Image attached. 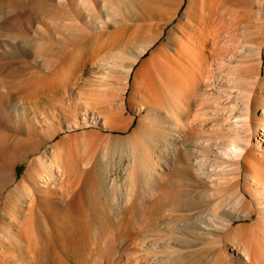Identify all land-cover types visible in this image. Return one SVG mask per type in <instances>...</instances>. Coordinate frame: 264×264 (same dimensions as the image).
<instances>
[{
  "label": "bare ground",
  "instance_id": "6f19581e",
  "mask_svg": "<svg viewBox=\"0 0 264 264\" xmlns=\"http://www.w3.org/2000/svg\"><path fill=\"white\" fill-rule=\"evenodd\" d=\"M223 1L194 0L187 6L179 23L170 30L174 38L172 36L161 43L153 52L154 56L144 60L137 69L135 77L142 78L140 84L132 86L136 64L162 38L163 31L151 35L150 42L97 66L98 70L89 78L94 85L92 93L100 97L105 95L110 106L93 112L91 116L86 114L83 124L92 123L112 133L91 130L83 136L82 132L57 139L60 133L72 131L80 124L73 122L58 127L47 115L43 106L54 97L53 89L48 85L8 103L18 130L26 137L11 142L6 133L0 132V174L8 167L10 182H15L17 167L27 163V168L5 197L0 219V264H20L21 251L14 250L17 247L13 249L17 245L13 242V234L19 236L17 246L24 247L31 259L39 263L47 260L48 245H53L51 255L60 264H68V251L81 253L82 245L75 239L82 240L89 229L86 226L78 228L81 214L76 213L80 210L76 207H82V202L72 197L79 193L84 179L96 170L100 171L103 189L108 194L122 189L113 197L112 213L109 214L117 217L119 222L122 218L120 223L126 221L124 217H128L126 214L131 211L129 207L134 199H140L139 182H145L143 185L148 189L150 186V193L147 191L150 204H139V208L136 201L140 210L135 220L132 216L126 225L122 223L125 226L122 227L125 230L123 241L132 239L137 232L146 233L154 224L161 225L157 218L159 211L170 215L162 225L178 234L171 238L177 241L173 240L176 245L169 242L163 254L157 251L151 255L146 252L145 240H136L134 243L139 251H135L134 256L127 253L134 258L123 264H264V104L257 108L258 99H264V76L256 72L248 79L239 74L234 79L236 85L248 84L244 91L241 89L245 103L240 111L230 97L226 98L229 101L219 100V95L226 93L227 88L218 86L212 79L214 73L210 71V62L218 56L223 33L234 25L230 19L234 16V0H225L224 4ZM245 1L258 2L259 10L263 11L259 31L263 39L258 38L259 42L254 46L252 43L248 51L261 59L264 52V0ZM129 37H136V33L132 32ZM2 94L10 96L4 90ZM127 101L136 115L125 116ZM196 109L200 110L197 117ZM155 119H159V126ZM198 127L202 132L205 129L210 138L218 140L217 147L208 142V137H191ZM156 130L159 133L154 132ZM154 133L159 134L158 143ZM101 139H106L103 146L100 145ZM41 140L46 145L37 153L31 152L34 144ZM155 144L159 150L157 155V149H153ZM191 148L195 150L189 169L195 187L190 191L177 190L173 195L168 187L182 181L178 178L180 153L184 149L190 153ZM148 176L155 178L154 181L149 177L154 181L152 185ZM145 190L143 194L147 197ZM46 205L60 209L49 216L43 214ZM64 207L68 212H61ZM150 220H153L152 224H149ZM29 222L47 229L38 244H34ZM100 232L99 228L94 229L92 235L97 242ZM56 240L61 242L60 248L55 246ZM104 244L108 246L103 245L105 251L102 252L110 255L109 260L114 259L118 253L113 247L114 239L109 236Z\"/></svg>",
  "mask_w": 264,
  "mask_h": 264
},
{
  "label": "rangeland",
  "instance_id": "374dc122",
  "mask_svg": "<svg viewBox=\"0 0 264 264\" xmlns=\"http://www.w3.org/2000/svg\"><path fill=\"white\" fill-rule=\"evenodd\" d=\"M193 2L194 0H0V132L6 133L11 142H17L20 137L25 138L26 136L21 134L18 130L8 103L15 102L18 96L26 97L30 95L34 89L40 88L43 85H48L53 89L52 95H54V97H52L50 101H46L43 106L47 115L53 119L58 127L66 126L73 122H79L80 124L78 128L72 131L60 133L57 139L82 132L81 136H83L91 130H100L104 134L112 133L111 130H105L92 123L88 126L83 124L86 114L91 116L93 112H99L103 107L110 106L108 98L105 95L100 97L92 93L94 85L89 78L98 70L97 66L99 64L106 63L118 54L123 52L127 53L131 49L138 48L142 44L150 42L153 35L159 31H163L162 38L157 41L156 44L152 45L141 57L139 63L136 64V69L132 77V86L138 83L140 84L142 78L135 77L137 69L144 63V60L147 61L149 57L151 58L154 56L155 53L153 54V52L156 51L161 43L164 41L166 42L168 39L170 40L172 36V38H174V34H171V31L179 23L184 12ZM224 2L225 0L223 4ZM234 5V16L230 17V19H232L231 23L234 25H230L231 28H227L228 32L223 33L221 43L218 45V56L211 59L210 71L214 73L211 77L217 82V85H222L224 88H227L226 93L219 95V100L233 101L232 103L236 104L237 110L240 111L245 103V99L242 97L243 91L248 87V84L238 83L236 85L235 80L238 74L246 79L255 75L256 72L264 76V52L261 59L254 53L248 52L249 46H251L252 43L254 46L255 43L259 42V40H257L258 38L263 39V35L261 34L260 36L259 33L263 11L259 10L261 7H259L260 5L255 1L242 0L239 2V0H234ZM229 30H231L230 32L232 33H230ZM45 31L46 34H44ZM132 32L136 33V37H129ZM232 34L234 37H231ZM219 56L223 58L219 59ZM221 61L223 63H221ZM216 78H218L217 81ZM228 80L230 81L227 82ZM240 85L242 86L240 87ZM241 89L243 91H241ZM3 90L9 93L10 96H4L2 94ZM63 91H67V93L65 92L66 97ZM131 94L132 89L127 95L128 99ZM236 96H238V98ZM227 97L231 99L228 100L226 99ZM258 100L257 108H262L264 99L261 98ZM126 107V117L136 115V111H134L135 109L129 104V101H127ZM196 112L195 115L197 117L200 110L196 109ZM194 117L192 118L193 120L195 119ZM155 120V123L159 126V119ZM200 129L199 127L195 129L192 134L195 136L191 135V137H208L206 138L210 140L208 142L213 147H217L215 143L218 142V140L215 137L210 138L205 134V129L203 132L202 129ZM157 130L154 132L159 133ZM156 133H154V135H156L155 140H157L156 143H158L159 134ZM105 140L106 139L103 141V139H101V146L105 145ZM45 145V141L41 140L36 142L30 150H32L31 152L35 151L37 153L39 149L43 148ZM154 146L156 147H153V149H157V144ZM185 150L188 149H184L181 151L182 153H180L181 165L179 170L180 173H178V178L182 181L174 186L168 187V189L171 190L170 193L173 195L176 194L177 190L190 191L195 187V181L191 180L192 174H190L191 170L189 169L191 167L193 150L195 149H190L192 151H190L191 155H189V150L187 151L189 154H187V152L185 153ZM157 151L159 150H155V152ZM157 154H159V152H157L156 155ZM33 157L34 155H32V158ZM26 168L27 163H21L17 167L15 171L17 181L15 182H10V169L8 167L0 174V219L4 212L5 197L16 185V182L23 176ZM149 177L150 176L147 178L149 179ZM100 178L102 179L99 170H96L90 177L87 176L84 179L85 181L81 184L79 193H77L79 197H77V195L72 197L73 199L78 198L82 202V207H76L80 210L75 208V211L77 210L76 213L81 214V218L84 214L89 215V217L84 215L85 218L83 217V219L78 218V220H81V222H77L79 225L78 228H80V226H84V228L87 227L86 229H89V231H87L89 233L86 234V237L84 236L85 239H75L80 246L82 245L81 253L68 251V264L126 263L129 261L128 259L132 258L133 260L134 258L131 257L130 254L134 256L135 251H139L134 243L139 239L145 240V245L148 247L146 252H150L151 255H154L157 251H159L157 252L158 254H163L169 242L176 245L177 241L171 238L174 237L173 234H175V237L178 234L175 231L172 233L170 230L171 228L164 226V224L162 225L164 221V223H166L170 218L169 213L167 212V214L163 211H159L160 213L157 215L161 225L155 226L154 224L150 227L154 228V230H150L149 228L146 233L143 234L137 232L132 239L123 241L125 238V230L123 231L124 228L122 227H125L124 225L128 223L130 217L133 216L135 220L136 213H139V208H141L142 203L150 204L149 199H147L150 198L149 194L147 195L148 192L150 193V186H148V189L146 188L147 185H143L145 182H139L141 185L138 186L140 189L138 194L140 199H134L135 201L131 207H129V209L132 208L131 211H128L129 209L127 208L129 213H125L128 217H124L126 221H122V223H124L123 225L120 223L122 218L119 222L117 217L115 218L112 215V219V216L109 215L112 213L110 206L112 208L111 204H113V197L117 196L122 189H118V192L116 190L111 191L108 194V191L103 189L105 186L102 185L104 184L103 179L101 180ZM150 178L153 180L155 179L153 177ZM151 179H149L148 182H150ZM154 181L151 180L149 184L152 185ZM142 188H144V190L146 189L147 197L144 195L145 192L144 190L142 191ZM140 191H142V194L144 192V196ZM141 196H143V198ZM145 197L146 199H144ZM143 199L145 201H143ZM135 202L138 206L141 204L139 208ZM58 208L60 209V207ZM58 208L55 209V207L46 205L43 207V214H48L49 216L54 215V212H56L55 210H58ZM63 209L64 210L61 208V212H68L67 207ZM133 210H135V212H133ZM108 216L111 217V219ZM50 219V221L54 223L52 218ZM86 220H88V222H86ZM152 221H148L150 222L149 224H152ZM254 221L255 220L249 222ZM32 223L33 222H29V224H31L30 228L33 234V241L36 242L34 244H38L39 238L44 236V232L47 229H45L46 227H44V229L43 227L40 228L36 226L35 223L32 225ZM97 227L101 231V237L98 242L95 235L92 237L94 229H98ZM51 231L54 230L51 229ZM40 232L43 234L39 235ZM13 235L18 236L16 234ZM170 235L173 236L169 237ZM15 236L13 242L18 245L19 236ZM109 236L114 239L113 247H115V250L118 252L115 255L116 257L114 256V259L110 260V257H108L110 255L106 252H102L103 250L105 251V247L107 248L108 246L104 243L105 239ZM95 240L96 242L94 244ZM173 240L176 241V243ZM56 241H54V244H56L55 246L60 248L61 242ZM208 241H210V239H208ZM100 242L101 244H99ZM17 245H15L13 249L17 247L14 250L18 252L21 251L19 259L20 264H31L32 261H34L32 264H60L58 260H53L51 255V248L53 245L47 246L49 251L48 254H45L47 260H45L44 263H39L38 260H36L38 262L36 263L35 260H32L33 258L31 255L26 252L24 247ZM101 253H104L103 256L106 258H104ZM127 253H130V256L127 255ZM99 255H101L100 258H98Z\"/></svg>",
  "mask_w": 264,
  "mask_h": 264
}]
</instances>
